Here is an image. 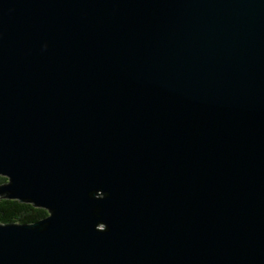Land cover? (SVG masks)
Returning a JSON list of instances; mask_svg holds the SVG:
<instances>
[{"label": "water", "instance_id": "95a60500", "mask_svg": "<svg viewBox=\"0 0 264 264\" xmlns=\"http://www.w3.org/2000/svg\"><path fill=\"white\" fill-rule=\"evenodd\" d=\"M0 264H264V0H0Z\"/></svg>", "mask_w": 264, "mask_h": 264}, {"label": "trees", "instance_id": "16d2710c", "mask_svg": "<svg viewBox=\"0 0 264 264\" xmlns=\"http://www.w3.org/2000/svg\"><path fill=\"white\" fill-rule=\"evenodd\" d=\"M4 176H0V183L5 181ZM46 209L35 207L27 202H20L16 199H9L0 196V221H19L28 222L34 221L46 215Z\"/></svg>", "mask_w": 264, "mask_h": 264}, {"label": "flooded vegetation", "instance_id": "af4514ba", "mask_svg": "<svg viewBox=\"0 0 264 264\" xmlns=\"http://www.w3.org/2000/svg\"><path fill=\"white\" fill-rule=\"evenodd\" d=\"M46 214H47V211H46Z\"/></svg>", "mask_w": 264, "mask_h": 264}]
</instances>
